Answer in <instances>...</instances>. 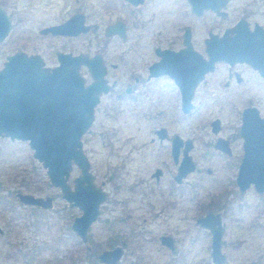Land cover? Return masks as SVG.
Segmentation results:
<instances>
[{"label":"rangeland","instance_id":"obj_1","mask_svg":"<svg viewBox=\"0 0 264 264\" xmlns=\"http://www.w3.org/2000/svg\"><path fill=\"white\" fill-rule=\"evenodd\" d=\"M0 1L13 22L8 36L0 43V69L6 57L17 51L42 55L47 65L57 63L56 51L101 53L109 70L107 76L116 80V88L103 94L97 106L95 124L83 136V150L90 159L97 183H104L109 193L101 215L89 229V247L97 244V248L103 250L123 240L128 248L123 264H147L154 256L157 257L155 262L165 264L169 257L174 262L178 254L170 255L161 250L152 235L167 230L175 234L179 247L186 250V264L210 262V234L200 230L195 219L208 211L214 197L220 196L222 200L213 211L224 216L222 249L229 264H264V229L252 227L257 217L262 216L264 221V193L258 194L251 189L241 194L235 182L242 156V140L238 137L241 111L253 105L264 116V79L247 64L230 66L218 62L215 70L206 74L196 93L194 109L186 115H182L178 107L177 92L173 88L157 91L161 94L158 97L154 88L148 86L144 90L139 86L135 92L139 94L137 101L130 95L118 96L121 89L132 82V76L143 75L146 64L156 58L154 45L165 46L171 41L174 46L179 45L183 30L188 27L193 31L195 49L206 58L204 40L209 33L220 36L243 17L264 27V0H229L225 18L211 10L198 17L191 11L188 0H145L137 7L125 0ZM79 12L85 15L87 23L99 26L96 32L76 37L40 35L44 25L63 23ZM118 20L127 26L125 40L108 37L103 32L108 24ZM236 71L242 73V82L235 81L233 73ZM81 73L86 81L91 80L86 67L81 68ZM227 79H230L229 86L224 85ZM216 118L221 122L218 135L233 141L231 158L213 148L216 135L210 123ZM159 124L169 126L171 133L175 131L194 140L191 153L200 169L187 177L178 200L179 210V206H170L174 215L163 224L162 220L152 217L154 210L149 204L154 197L160 200L152 190L148 194H137L127 204L116 203L117 197L133 196L129 189L137 179V171L146 175L153 167L163 163L168 166L171 161L166 149L154 144L146 148V156L136 155L141 163L140 170H135L139 163L135 156L127 160L130 161L129 170L119 167V162H123L122 152L117 147L120 141L124 140L125 146L130 147L133 141L130 136L136 141L138 138L146 140ZM94 133L101 136L93 139ZM207 167L211 168V174L206 173ZM170 170L168 177L172 174ZM78 174L79 169L74 165L68 179L71 186ZM168 177L164 183L166 188V183L171 182ZM20 192L51 196L53 205L48 209L24 205L16 195ZM167 200H170L168 196ZM80 214L78 208L69 207L59 188L50 183L46 170L34 158L27 141L0 137V264H89L80 260V251L87 245L70 228L73 218ZM139 222L144 229L136 227L139 233L136 235L133 225ZM14 254L16 256H12Z\"/></svg>","mask_w":264,"mask_h":264},{"label":"water","instance_id":"obj_2","mask_svg":"<svg viewBox=\"0 0 264 264\" xmlns=\"http://www.w3.org/2000/svg\"><path fill=\"white\" fill-rule=\"evenodd\" d=\"M138 5L143 0H126ZM192 11L201 16L211 10L221 18L227 13L229 0H188ZM12 27L10 17L0 5V43L7 37ZM97 25L85 24V15L75 13L58 25L40 30V34L54 36H77L95 32ZM105 35L125 38V25L118 21L105 29ZM186 47L178 53L161 52L160 63L150 68L151 73H168L179 85L182 94V109L189 112L192 107L193 90L204 75L212 72L217 62L229 65L246 63L264 76V28L256 24L254 31L241 18L222 35L209 33L204 40L207 59L192 48L189 31H186ZM58 64L53 68L44 67V60L38 54L28 55L17 51L6 57L0 69V137L10 140L27 141L34 158L46 170L50 183L59 188L61 197L69 207H76L81 214L75 216L71 229L83 242L88 239L90 226L100 215V206L108 196L107 192L94 182L89 170L90 164L83 152L82 137L93 122L94 109L100 95L109 91L105 79L106 67L102 57L95 54L57 52ZM86 67L92 82L86 84L81 68ZM191 79V80H190ZM219 120L212 123L217 127ZM216 131V130H214ZM241 135L244 139V156L239 166L237 185L244 192L251 184L258 193L264 192V118L256 108H247L242 114ZM173 142V154L174 143ZM216 147L230 154L226 142L218 140ZM190 141L184 151L185 157L178 173V180L194 169L188 155ZM79 174L68 183L73 166ZM24 205L50 208L51 196H37L17 193ZM203 229L210 232V258L212 264H224L225 254L221 243L223 236L220 214L209 213L197 219ZM169 237L162 242L170 245ZM122 256L120 247L98 253L101 264H116Z\"/></svg>","mask_w":264,"mask_h":264},{"label":"flooded vegetation","instance_id":"obj_3","mask_svg":"<svg viewBox=\"0 0 264 264\" xmlns=\"http://www.w3.org/2000/svg\"><path fill=\"white\" fill-rule=\"evenodd\" d=\"M126 1V0H125ZM128 2V1H127ZM145 2V0H143V2L142 3H140V4H138V5H133V4H131L130 2V4L132 5V6H135V7H137V6H139V5H141V4H143ZM0 5H4V3L3 2H1L0 1ZM191 6V5H190ZM6 10V9H5ZM191 11H192V8H191ZM205 11H208V10H205ZM204 11V12H205ZM193 12V11H192ZM203 12V13H204ZM213 12V11H212ZM226 13H227V11H225ZM6 13L8 14V16L10 17V20H11V24L13 25V22H12V17H11V14L10 13H8L7 12V10H6ZM194 13V12H193ZM203 13H202V15H203ZM215 13V12H214ZM195 14V13H194ZM196 15V14H195ZM201 15V16H202ZM227 15H228V13H227ZM226 15V16H227ZM196 16H198V15H196ZM198 17H200V16H198ZM243 19H245L244 17H243ZM240 20V19H239ZM238 20V21H239ZM247 22H248V28H249V30L250 31H254V29H255V25L256 24H258V23H256V22H253V24L251 23V22H249L248 20H247V18L245 19ZM118 21H122V20H118ZM118 21H116V22H118ZM237 21V22H238ZM116 22H113V23H110V24H108L105 28H104V30H103V32H104V34H105V29L108 27V26H110V25H112V24H114V23H116ZM236 22V23H237ZM124 23V22H123ZM235 23V24H236ZM85 24H88V25H90L89 23H87V21H86V17H85ZM234 24V25H235ZM52 25H54V24H49V25H47V26H43L42 28H46V27H49V26H52ZM56 25H58L57 23H56ZM94 25H97V24H94ZM124 25H125V33H126V36H125V38H122V37H119V36H117V37H119V38H121V39H123V40H125L126 39V37H127V26H126V24L124 23ZM233 25V26H234ZM258 25H260V24H258ZM232 26V27H233ZM262 26V25H261ZM231 27V28H232ZM263 27V26H262ZM98 28H99V26L97 25V30H98ZM264 28V27H263ZM96 30V31H97ZM189 31V34H190V42H191V45H192V48L195 50V51H197L196 49H195V42H194V35H193V31L190 29V28H184V30H183V33H182V35H181V38H180V44L179 45H176V46H174L173 44H174V42H170L168 45H162L161 43H159V44H156V45H154L153 46V52H154V54H155V59H153V60H151L148 64H146V70H145V72L143 73V75H140V74H136V75H133L132 76V82L131 83H129L128 85H126L123 89H121V91H120V93L118 94V96H120L121 97V95L123 94V95H126V96H128V95H130V96H132V98L135 100V101H137L138 99H139V94L138 93H136L135 94V92L136 91H138V88H139V86H143L144 87V90H145V88L146 87H148V86H150V87H152V88H154V91H155V94L159 97V96H161V94L160 93H157V91H159V92H161V91H165L167 88L168 89H174L176 92H177V102H178V107H179V109L181 110V112H182V115H186V114H188V113H190L193 109H194V106H195V97H196V93H197V91H198V89H199V87L201 86V84L204 82V78H205V76H206V74L204 75V78L202 79V80H200L199 82H198V84L195 86V88H194V90H193V96H192V99H191V104H192V107L190 108V110H189V112H184L183 111V109H182V94H181V90H180V87H179V85L176 83V81H175V79H174V77L172 76V75H170V74H168V73H151V70H150V68L152 67V66H154V65H156V64H158V63H160V61H161V52H163V51H171V52H174V53H178V52H180V51H182L183 49H185V47H186V44H185V37H184V35L186 34V31ZM95 31V32H96ZM88 33V32H87ZM94 33V32H93ZM41 36H43V37H48V36H51V37H58L59 35H57V36H54V35H51V34H46V35H44V34H40ZM79 35H81V34H79ZM8 36V35H7ZM78 36V35H77ZM62 37H71V36H62ZM74 37H76V36H74ZM111 37V36H110ZM205 45V44H204ZM57 52H59V51H56V53H55V57H56V61H57ZM198 52V51H197ZM199 54H201L202 56H203V54L202 53H200V52H198ZM206 53V52H205ZM73 54V53H72ZM96 54H98V53H96ZM73 55H77V54H73ZM95 55V54H94ZM94 55H89L90 57H92V56H94ZM99 55L102 57V60H103V63H104V66L106 67V75H105V79H106V81H107V84L110 86V89H109V91L107 92V93H109V92H111L112 90H114L115 88H116V80H110V78L107 76L108 75V72H109V70H108V68H107V63L105 62V60H104V57H103V55L101 54V53H99ZM41 57H42V55H40ZM206 56H207V54H206ZM42 59H43V57H42ZM205 59H207V57L205 58ZM44 60V59H43ZM152 62V63H151ZM218 63V62H217ZM217 63H215V66H216V64ZM58 64V61H57V63L56 64H52V65H47L46 63H45V60H44V67H47V68H53L54 66H56ZM237 63H235L234 65H236ZM242 64H246V63H242ZM148 65H149V67H148ZM234 65H230V66H234ZM248 65V64H247ZM3 67V66H2ZM148 67V68H147ZM252 68V67H251ZM253 69V68H252ZM214 70H215V67H214ZM213 70V71H214ZM254 71H256L257 72V74L262 78V79H264V76H262V75H260V73L257 71V70H255V69H253ZM212 71V72H213ZM209 73V72H208ZM90 74V73H89ZM90 77H91V75H90ZM233 77H234V79H235V81H237V82H242V80H243V76H242V73L241 72H238V71H236V72H234L233 73ZM85 80H86V78H85ZM191 80V79H190ZM92 82V78H91V80L89 81H86V84L85 85H87V84H90ZM224 85L225 86H229L230 85V79H227L225 82H224ZM107 93H105V94H107ZM102 96H103V94H101L100 95V100H99V103H100V101H101V99H102ZM98 103V104H99ZM98 106V105H97ZM97 106L95 107V109H94V118H93V122H92V124L90 125V127L88 128V130L87 131H90L91 129V127H92V125H94L95 124V121H96V110H97ZM247 108H256L257 110H258V113H259V116L261 117V118H264V116H262L261 114H260V111H259V109L256 107V106H253V105H249V106H246V107H244L243 108V110L241 111V124H240V127H239V133H238V137L239 138H241V140H242V156H241V159H240V162H239V164H238V168H237V174H236V179H235V182H236V185H237V175H238V171H239V166H240V164H241V162H242V159H243V156H244V146H243V144H244V139H243V137H242V135H241V126H242V114H243V111L245 110V109H247ZM182 115H181V117H182ZM215 120H219V122H218V126L217 127H213L212 126V123H213V121H215ZM211 123H210V126H211V131H212V133L214 134V135H216V139H215V141H214V143H213V148L216 150V151H218L220 154H222V155H224V156H227L228 158H231L232 156H233V141L231 140V139H229V138H224V137H221V136H219L218 134L221 132V122H220V119H218V118H216V119H214ZM214 130H216V131H214ZM86 134V133H85ZM84 134V135H85ZM83 135V136H84ZM94 135V137H93V139L94 138H97V137H100L101 135H100V133L99 134H97V133H94L93 134ZM130 138L135 142H133V141H131V146L130 147H127V146H125V144L123 143V141L124 140H121L120 141V143L118 144V151L120 150L121 152H122V157H121V159L123 160V162L122 161H120L119 162V164H120V166L119 167H123V168H125L126 170H129V163H130V161H127V160H131V159H133V157L135 156V158L138 160V158L136 157V155H141V154H144L145 156H146V154H147V152H148V150L146 149L148 146H150V145H154V144H157L160 148H165L166 149V151H167V153H168V155L167 156H169V159L171 160L170 162H169V164H168V166H167V163H163V164H160V165H158V166H156V167H153L151 170H149L148 172H146V175H145V173H143L141 170H140V167H139V165L141 164L140 163V161H139V163L136 165V167H135V170H140V171H137V173H136V181L135 182H133V184L130 186V194L132 193L133 194V196H131V195H128L127 197L128 198H124V199H121V197H117L116 198V203H118V204H120V203H125V204H127L128 202H130V201H132V199H135L136 197H137V194H141V195H144V194H148L149 193V190L151 191L152 190V192H156V194L155 195H158V198H160V200L158 201L157 199H156V197H154V201L151 203V204H149V206H150V209L151 210H154L153 211V213H152V217L153 218H157V219H159V220H162V224L166 221V219H168V218H171L173 215H174V213L172 212V211H170V206H179L180 205V202L178 201L179 200V198L181 197V195L183 194V192H184V188H183V185L187 182V177L189 176V175H191V174H193V173H195V172H197V171H199L200 169L197 167V162L195 161V159H194V156L192 155V153H191V151H192V149H194V140H192L191 138H187V137H182L181 135H179V133L178 132H172L171 133V131H170V128H169V126H167V125H165V124H159V125H157V126H155L154 128H153V130H152V132L148 135V137H147V139L146 140H141V138L139 139L138 138V141H136V140H134V138H133V136H130ZM178 139L175 143H174V154H173V142H174V140L175 139ZM10 139V138H9ZM93 139L92 140H90V141H93ZM119 139V138H118ZM218 140H222V141H224V142H226V145H227V147H229V149H230V154H228V153H225L223 150H221V148H219V147H216V145L217 144H219L220 142L218 141ZM82 141H83V137H82ZM187 141H190V146H191V148L189 149V151H188V155L191 157V159H192V161H193V163H194V169L191 171V172H189L185 177H183V178H181L180 180H178V173H179V169H180V167H181V164H182V162H183V159H184V157H185V154H184V151H185V149H186V146H187ZM109 142V144H112L111 143V141H108ZM84 143V142H83ZM209 144V143H208ZM91 149V148H90ZM122 149H124L123 151H122ZM83 152H84V150H83ZM84 154H85V156L87 157V159H88V161H89V164H90V168H89V170L92 172V174L94 175V177H95V179H94V182H95V184L97 185V186H100L102 189H104L106 192H107V194H108V196H107V198H106V200H105V202L108 200V197H109V193H108V191L105 189V187H104V183H97V180H96V175L93 173V171H92V169H91V162H90V159H89V157H88V155L84 152ZM128 167V168H127ZM170 168H171V170H170ZM171 171L172 172V174L168 177V175H167V172L168 171ZM206 173H208V174H211L212 173V170H211V168H209V167H207L206 169ZM115 177H116V180H117V178H118V175L117 174H115ZM169 178V180L171 181V182H168V183H166V185H168V187L166 188V187H164V183H165V180H166V178ZM112 179V178H111ZM119 181V180H118ZM143 184H144V186H143ZM116 187H117V191H119L120 190V183L118 184V185H116ZM237 187H238V190H239V192L241 193V194H243V193H245V192H247L248 190H251V189H254L255 191H256V189H255V185L254 184H251L244 192H241L240 191V189H239V186L237 185ZM166 190H168L167 192H166ZM145 191V192H144ZM257 192V191H256ZM258 193V192H257ZM264 193V192H263ZM263 193H258V194H263ZM118 194H119V192H118ZM167 196L170 198V200H167ZM172 197V198H171ZM222 200V198L219 196V197H214V201L210 204V206L208 207V211L205 213V214H200L198 217L196 216V219H195V223L197 224V226L199 227V229L200 230H205V231H208V230H206V229H203L201 226H199L198 225V223H197V219L198 218H201V217H203V216H206L207 214H209V213H215V214H220V216H221V219H222V227H223V236H222V243H221V249H222V246H223V237H224V233H225V224H224V220H223V215H222V213L221 212H219V211H213L214 209H215V207L217 206V205H219V202ZM104 202V203H105ZM103 203V204H104ZM103 204H101V206H100V215H101V208H102V205ZM30 206V205H29ZM30 207H32V206H30ZM34 207H37V206H34ZM38 208H41V207H38ZM51 208V207H50ZM179 208H180V206L178 207V210H179ZM41 209H48V208H41ZM99 215V216H100ZM259 215H262V214H259ZM262 216H259V217H257L256 219H254L253 221H254V224L252 225V227H258V228H263L264 229V221L262 220V218H261ZM75 218V217H74ZM74 218H73V220H74ZM181 219H182V217H180ZM125 218H123V220H124ZM73 220H72V222H73ZM143 221L144 222H146V219H143ZM72 222H71V224H72ZM91 227V226H90ZM133 230H134V233H136V235H138L139 233H137V231H136V227H138V229L139 228H142V230L144 229V225L142 224V223H134V225H133ZM70 228H71V225H70ZM146 228H148V227H146ZM90 229V228H89ZM72 230V229H71ZM148 231V230H147ZM2 232V228L0 227V233ZM73 232V231H72ZM172 232V231H171ZM74 233V232H73ZM173 233V232H172ZM208 233L210 234V232L208 231ZM88 234H89V231H88ZM174 234V233H173ZM173 234H171L170 232H168L167 230H162V232L161 233H159V234H156V235H152V240H157L158 241V243H159V245L161 246V250H165L166 251V253H168V254H174V255H176V254H178L177 256H175L174 258H175V260H174V262L171 260V258L169 257L168 259H167V261H169L170 263H168L167 261H166V263L165 264H186L185 263V259H186V256L184 255L185 253H186V250H184L182 247H179V239H177V237H175ZM176 235H178L177 234V232H176ZM132 236L133 237H136L134 234H132ZM164 237H169L170 239H171V241L169 242L170 243V245H168V244H166V243H163L162 242V238H164ZM210 238H211V235H210ZM91 241V239H89V236H88V239H87V241H86V243H84L85 245L86 244H88V242H90ZM82 242V241H81ZM111 246V245H110ZM89 247V246H88ZM116 247H120L121 248V250H122V256H121V258L119 259V261L116 263V264H123V260H125L126 259V256H125V254L127 253V250L126 249H128V248H126V242L125 241H121L120 243H117V244H115L114 246H111L110 248H106V249H103V250H100L99 251V253L101 252V251H104V250H110V249H113V248H116ZM90 248V247H89ZM222 252L224 253V251H223V249H222ZM225 254V253H224ZM98 255V254H97ZM11 255H10V253L8 254V257H10ZM12 256H16L15 254L14 255H12ZM11 258H13V257H11ZM143 258H144V256H140V259L143 261ZM154 259H157V257L156 256H154L153 257V259H150V261H149V259H148V263L147 264H159L158 262H155L154 261ZM98 260V259H97ZM172 261V262H171ZM99 262V261H98ZM208 262V261H207ZM100 263V262H99ZM143 263H144V261H143ZM206 263V261L203 263V264H205ZM209 264H212V262H211V258H210V262H208ZM101 264V263H100ZM188 264H191V263H188ZM192 264H198L197 262H194V263H192ZM224 264H229V262H228V260H227V256H226V254H225V261H224Z\"/></svg>","mask_w":264,"mask_h":264},{"label":"trees","instance_id":"obj_4","mask_svg":"<svg viewBox=\"0 0 264 264\" xmlns=\"http://www.w3.org/2000/svg\"><path fill=\"white\" fill-rule=\"evenodd\" d=\"M91 242V241H90ZM87 245V244H86ZM100 249L97 248V244L96 246H90V248L85 247L84 249H81L80 253H81V259L80 260H85L87 262H89V264H94V263H98L97 261V254L99 253ZM205 264H209L207 261Z\"/></svg>","mask_w":264,"mask_h":264}]
</instances>
